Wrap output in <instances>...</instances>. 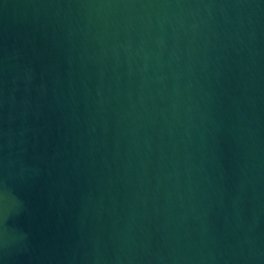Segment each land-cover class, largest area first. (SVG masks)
<instances>
[{
	"label": "water",
	"instance_id": "1",
	"mask_svg": "<svg viewBox=\"0 0 264 264\" xmlns=\"http://www.w3.org/2000/svg\"><path fill=\"white\" fill-rule=\"evenodd\" d=\"M0 264H264V0H0Z\"/></svg>",
	"mask_w": 264,
	"mask_h": 264
}]
</instances>
